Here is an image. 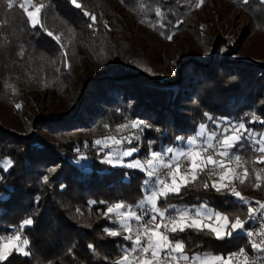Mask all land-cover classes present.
Instances as JSON below:
<instances>
[{
  "label": "trees",
  "instance_id": "16d2710c",
  "mask_svg": "<svg viewBox=\"0 0 264 264\" xmlns=\"http://www.w3.org/2000/svg\"><path fill=\"white\" fill-rule=\"evenodd\" d=\"M200 1L76 0L82 5L78 9L72 0H30L25 5L29 10L43 5L40 25L32 27L19 6L24 0H0V96L3 81L20 75L29 86L45 92L72 85L78 65L87 80L78 105L66 115L35 119L44 135L18 136L0 125V234L22 229L30 252L27 257L13 252L0 264H121L123 249L133 244L123 237L131 233L115 213L108 217L104 213L115 203L137 204L150 192L142 183L145 172L102 162L105 154L95 141L105 128L125 121L146 122L149 127L144 128L137 155L141 158L150 150L185 148L201 125L214 121L243 122L264 137L263 63L235 60L215 51L209 57L187 59L174 78L162 79L150 71L140 40L130 32L134 25L168 43L169 36L174 39L194 25ZM231 2L250 20L256 37L264 38V2ZM84 12L94 15L95 22ZM49 31L53 36L47 35ZM216 41L225 44L222 37ZM88 70L94 72L92 77ZM19 98L14 102L21 103L23 97ZM253 117L259 120L250 122ZM258 147L247 138L233 148L247 163L249 177L241 188L252 195L254 204L249 205L255 207L264 201V164L257 162L264 154L255 150ZM9 160L12 164L5 170ZM45 175L47 183L42 180ZM209 175L205 169L179 194L159 199V207L172 206L169 213L178 214L207 206L227 214L230 221L237 216L247 220L249 230L255 218H248L249 205L231 195L229 188L217 192ZM28 218L33 224L22 228ZM105 228L120 235L111 237ZM168 235L173 242L183 241L185 255L201 260L227 257L241 247L251 250L244 232L225 239L208 230Z\"/></svg>",
  "mask_w": 264,
  "mask_h": 264
},
{
  "label": "rangeland",
  "instance_id": "374dc122",
  "mask_svg": "<svg viewBox=\"0 0 264 264\" xmlns=\"http://www.w3.org/2000/svg\"><path fill=\"white\" fill-rule=\"evenodd\" d=\"M32 10L34 9H30V11ZM197 11L198 12H195L193 20L194 25L190 27L188 31L177 33L174 39L168 40V43L161 42L158 38L152 36L146 29L141 30L134 25L129 26L133 38L140 40L139 42L147 54V61L151 67L150 71L153 70L155 74L160 76L162 79L174 78L177 69L187 59H198L204 56L209 57L212 56L215 51L221 52L220 54L223 55V57L227 56L235 60L241 59L264 64V38L256 37V33H253V29L251 28L250 20L243 14L237 4L232 3L231 0H201L200 8ZM219 37L224 38V46H222L221 43H217L216 40ZM82 69L83 68L78 65L74 73L75 76L72 81V85H68L66 89H61L60 91L56 92H45L44 90L31 87L28 85L29 80H27L22 75L5 79L2 83V96H0V125L2 129H4L6 133L15 134L18 136H26L31 133L44 135L45 133L41 132L40 129L36 127L35 119L41 117H58L60 115H66L70 108L78 105V102L82 97V85L85 83V81H87L83 79L84 76L81 73ZM88 74H90L89 76L92 77L94 72L90 73V70H88ZM20 96L21 98L23 97L21 103H15L14 101L16 97L20 99ZM17 104L21 105V107L17 108ZM132 121H125L118 126L105 128L106 131L104 130V132L101 133L103 135L99 137V139L102 141L108 140L110 145L109 148H106L102 151L106 155L109 151L114 154L120 153L122 151L120 146L113 144L112 140L109 138L123 139L136 135L139 136L138 141L133 140L131 144H124L125 148H139V151L136 152L132 157L124 158V167H127L126 164L130 161L138 159L141 162H145L146 158H150L149 154H147L144 158L137 156L142 149L144 128L142 131L132 128ZM217 123H219L222 127L231 126V124H237L234 122L227 123V121H214L211 122L210 126L205 125L206 127L203 130L200 126L197 133L190 138H196L197 144H199L200 140L198 137L201 133L205 137L209 136L210 134H218L220 129L216 127ZM213 126L216 128V130L213 129ZM250 136H252L251 139L253 140V143L254 141L264 139L263 136L261 138L258 137L257 132H253V130L248 129V131L245 133V139L241 142L245 141ZM146 146L148 147L149 144L147 143ZM186 146L188 149L193 147L188 143ZM218 150L219 149L217 148V151ZM185 151L186 148L174 149L172 155L173 157L175 156L176 160H179L181 154L186 153ZM168 154L169 157L171 156L170 153H167L164 157L165 161H167L166 158H168ZM206 154H213L214 159H221V157H219V155L214 153L211 149ZM236 155L238 154H236L235 150L231 149L229 157L231 158V161L226 159L225 164L227 167L234 169L235 173L239 174L241 178H244L243 174L244 169L247 168V163L244 160V157L240 155L239 156L241 157V160L238 163L236 161ZM174 166L175 165H173V168ZM161 169L164 168H160L158 172ZM188 171H190V166L187 171L180 173V175L186 176V174L189 173ZM209 176L213 182L220 184L228 183V188L230 190L235 188L236 191H239L243 196L252 197V195L246 193L245 189L241 188L247 183L249 173L244 184H241L239 179H231L229 182L227 179L225 181H220L218 175H212L210 173ZM145 197L137 203L138 206L141 203L147 205ZM132 205L133 204H125L126 207L122 208L120 211L123 212L131 210ZM198 209L202 213L201 217L199 218L204 223H210L214 226L217 225L214 215L211 217L208 215L209 213H214V210L209 209L207 206H202ZM196 211L197 209L195 212L189 213V219L196 218ZM118 221H120V218ZM132 221H130V226ZM247 231L248 230L246 229L238 231L234 233V235L243 232L247 233ZM131 235L133 236V226ZM5 242H7V238L3 237V239L0 240V243ZM28 246H26L25 250H27ZM13 252L16 251L13 250L12 253ZM210 260L211 257L207 259V261Z\"/></svg>",
  "mask_w": 264,
  "mask_h": 264
},
{
  "label": "snow or ice",
  "instance_id": "6c2138e0",
  "mask_svg": "<svg viewBox=\"0 0 264 264\" xmlns=\"http://www.w3.org/2000/svg\"><path fill=\"white\" fill-rule=\"evenodd\" d=\"M30 0H24V3H21L19 6L26 13L27 20L29 21L32 27H37L40 25V14L43 5L35 7L34 10L30 11L28 7L25 5L28 4ZM264 2V0H262ZM74 6L78 9L82 8L80 3H77L76 0H72ZM247 3V0H245ZM200 4H197L199 7ZM9 8L13 7L12 3L8 4ZM85 16H88L90 20L95 22L96 17L91 15L88 12H84ZM156 15H160V9H157ZM91 27V25H90ZM47 35L53 36L52 32H47ZM57 42H59V37H54ZM172 37L169 36L168 39ZM17 108H20L21 105L17 104ZM207 116V113H205ZM211 119V117H208ZM259 120L258 117H253L250 121L255 123ZM264 123V121H260ZM125 127V126H121ZM131 127L134 129L143 130L145 127H149L146 122L142 120L132 121ZM206 126L201 125V129L203 130ZM216 127L220 129L218 134H210L205 137L201 133L198 137L200 143L197 144L196 138H189L187 143L192 145L193 147L189 149L186 153H182L189 160V166L191 170L190 179L185 176H181V163L179 161L176 162L174 168L171 163L165 162L164 157L167 153H173L174 149L169 147L165 149L164 153L157 152L154 150H150L149 157L146 158L145 162H141L140 160H133L126 164V166L130 169H138L146 173V179L142 182L145 188L150 192V194L146 195L145 200L147 203V207H145L144 203L139 205L141 211L138 214L137 211L129 210V211H120L122 208L126 206L120 202L115 203L114 205L108 206L104 215L108 217L109 214L115 213L117 217L120 218V225L129 233L132 232V228L130 226V221L135 220L137 223L144 220L145 216H148L149 219L146 223L141 225L143 228L142 233H138L133 239L131 234L125 235L123 239L129 240L133 242V247L131 251L133 253H137L138 256L140 254H148L151 251V258H140L139 264H163V262L159 259L160 255L167 257H171L172 260L182 259L184 261H188L189 257L184 254V243L183 241H171L169 239L168 233L176 234L178 232L183 233L187 229H193L196 231H204L208 230L210 233L215 235L217 239H225L233 237L234 233L238 231L245 230V224L248 222L247 220H241L239 216L235 218L234 221L229 220V216L227 214H222L219 211H215L214 213H209V217H215L217 221V226L213 227L210 223H204L199 217H201L202 213L199 209H197L195 213L196 218L189 219V213L186 211H179L177 215H169V210L172 206H168L165 208H161L158 206L159 199H167L169 195L179 194L182 187H188L189 183L195 182L199 175L205 172V169H208L212 175H218L220 181H225L226 179L231 181V179H239L241 184L245 183V179L248 176V169H244V178H241L239 174L235 173V170L231 167H227L225 164V160L230 157L231 149L235 148L237 144H239L242 140L245 139V133L248 131L246 128V124L240 122L239 124H231V126H221L219 123L216 124ZM112 140V143L120 146V153H112L109 151L102 162L107 163L112 166H125L124 158L132 157L136 152L139 151L138 147L125 148L124 144H131L133 140L138 141L139 136H131L123 139L109 138ZM184 138L177 137V141H180ZM251 139V137H249ZM151 143V142H150ZM95 144L100 147L101 151L106 148H109L110 145L108 140H100L97 139ZM254 145H259L258 148H255L261 154H264V139L254 141ZM217 148L219 149L217 151ZM213 150L214 153L218 154L221 159H214L213 154H206L209 150ZM79 151V150H77ZM206 154V155H205ZM175 158V156L173 157ZM241 157L236 155V161L239 163ZM258 163L264 164V155L258 157ZM12 162L9 160L5 163L4 169L7 170L11 166ZM160 168L168 169L166 175H158V170ZM153 177H155V185L154 187H150L153 183ZM170 177L171 183H168V178ZM178 179L181 183H178ZM44 183L48 182V176L45 175L42 178ZM257 180H260V177L257 176ZM64 185H61L63 188ZM205 189L209 188V184L205 182L203 184ZM211 187L215 189L217 192H220L222 189L228 188L229 184L224 183L220 184L217 182H213ZM256 187L259 188L260 184L257 183ZM231 195L236 197L240 202L244 205H249V201L239 192L236 191L235 188L231 189ZM39 198L37 197V200ZM92 204H95L96 201H92ZM100 203H106L104 201H100ZM259 204V208H255L252 206L247 207V214L249 219H253L255 214L259 211V209H264V203L257 202ZM159 217L160 222H157V218ZM33 224V219L28 218L22 222L21 227L31 226ZM151 226V227H150ZM161 226H163L164 231H160ZM104 231L111 237H116L120 235L119 231L109 230L107 228ZM247 236L252 237L253 231L248 230ZM141 235H145L147 237V243H142ZM259 235L262 237L260 242H256L255 240L251 241V248L254 252L264 251V231L260 232ZM3 237H0L2 240ZM29 245L28 239L21 240V235L16 234L15 236L7 237V242L0 243V262L5 261L8 256L12 254V251L15 250L17 253L22 254L27 257L30 255V252L25 250L26 246ZM92 245H89V248H92ZM179 254V256L174 255ZM233 256H244L245 262L247 264V255L245 249L241 248L238 253L230 254L227 259H222L220 256H214L210 261H205V264H232ZM193 259H198V257H193ZM128 260V256L125 255L123 257V261L121 264H124L125 261Z\"/></svg>",
  "mask_w": 264,
  "mask_h": 264
},
{
  "label": "built area",
  "instance_id": "2783aa9c",
  "mask_svg": "<svg viewBox=\"0 0 264 264\" xmlns=\"http://www.w3.org/2000/svg\"><path fill=\"white\" fill-rule=\"evenodd\" d=\"M227 160L231 161V158H227ZM179 162L181 163V172H185L187 171V169L189 168V160L183 156ZM169 170L168 169H161L157 174L158 175H166L167 172ZM171 179L170 177L168 178V183H170ZM155 185V177H153V183L150 187H154ZM248 201L249 204H254V199L250 196H244ZM260 203H264V202H260ZM256 208H259V204L256 205ZM131 210L137 211V213L139 214L141 209L137 204H133L131 206ZM169 215H177L176 213H170ZM149 219L148 216L144 217V220L137 223L135 220L133 222V239H135V236L138 233H142L143 232V228L141 227V225H143L144 223L147 222V220ZM151 227V226H150ZM249 230L253 231V236L250 238L247 236V241L251 247V241L255 240L256 242H260V240L262 239V237L259 235L260 232L264 231V209H259V211L255 214V218L254 221L252 223V226L249 228ZM16 234H20L21 235V240L23 239H28L27 234L23 231V230H19V229H11L9 231H6L5 233L1 234L0 237H4L7 238L9 236H15ZM141 240L142 243H147V237L145 235H141ZM133 247V244L130 248H124V252L126 255H128V260L126 262V264H139V260L140 258H151V251L148 254H140V256H138L137 253H133L131 251ZM243 248V247H241ZM239 248L235 253H238L239 250L241 249ZM245 249V248H243ZM246 255H247V264H264V251L261 252H254L253 249L251 248V250H247L245 249ZM234 253V254H235ZM179 256V254H174ZM229 256L227 257H221L222 259H227ZM159 259L163 262V264H205V261L201 260V259H193V257H189L188 261H184L182 259H177V260H172L171 257H165L163 255V253L160 255ZM245 262V257L244 256H233L232 258V264H244ZM219 264V262H218Z\"/></svg>",
  "mask_w": 264,
  "mask_h": 264
},
{
  "label": "crops",
  "instance_id": "0c3cea01",
  "mask_svg": "<svg viewBox=\"0 0 264 264\" xmlns=\"http://www.w3.org/2000/svg\"><path fill=\"white\" fill-rule=\"evenodd\" d=\"M186 148V151L185 152H187L189 149L187 148V146L185 147ZM171 154V156L169 157V154H168V158H166V160L167 161H165V162H168V161H171V163H172V165H175L176 164V162L177 161H179L184 155H181L180 156V158H179V160H176L175 158H173V155H172V153H170ZM189 173L188 174H186V176L185 175H181V176H185V177H187L188 179H190V176H191V170L190 171H188ZM178 183H181V181L178 179V181H177ZM146 207H147V205H145ZM168 214H170V213H168ZM157 222H160V220H159V217L157 218ZM213 227H216L217 225H212ZM131 228H132V224H131ZM160 231H164V228H163V226H161V228H160ZM128 256V255H127ZM122 261H123V259H122ZM126 262L127 261H125L124 262V264H126Z\"/></svg>",
  "mask_w": 264,
  "mask_h": 264
}]
</instances>
